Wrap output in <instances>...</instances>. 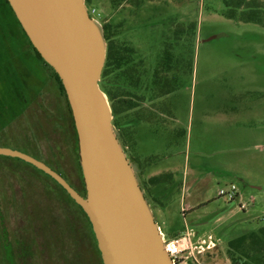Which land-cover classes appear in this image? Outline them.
<instances>
[{
    "label": "rangeland",
    "instance_id": "374dc122",
    "mask_svg": "<svg viewBox=\"0 0 264 264\" xmlns=\"http://www.w3.org/2000/svg\"><path fill=\"white\" fill-rule=\"evenodd\" d=\"M84 2L103 39L108 26L111 39L129 49L126 69L132 82L122 83L115 98L119 125L164 120L139 123L135 150L141 155L155 146L161 157L176 159L172 170L178 187L164 221L154 217L131 145L123 138L132 136L131 129L123 131L122 143L118 141L165 243L176 242L171 259L174 264H232L227 242L264 227V28L227 19L223 0ZM16 20L0 0V74L5 55L13 59L16 70H34L33 52ZM180 27L185 34H176ZM169 56L172 62L165 65ZM158 66L159 87L152 84ZM165 89L173 92L160 96ZM4 94L0 91L1 109L6 107ZM55 94L53 90L43 96L47 109L34 101L18 118L14 113L19 111L3 115L0 141L36 149L85 195L73 124L64 101ZM126 103L131 110H125ZM113 130L117 136L114 126ZM34 169L0 156V264H7L1 260L8 250L4 238L10 242L14 264H100L78 209L71 205L70 210L56 183ZM231 184L239 197L229 203L218 193ZM181 203L193 208L185 217L177 208ZM243 204L245 210L240 208ZM208 236L216 246L202 251L200 239ZM243 262L264 264V253L244 256L237 264Z\"/></svg>",
    "mask_w": 264,
    "mask_h": 264
},
{
    "label": "water",
    "instance_id": "95a60500",
    "mask_svg": "<svg viewBox=\"0 0 264 264\" xmlns=\"http://www.w3.org/2000/svg\"><path fill=\"white\" fill-rule=\"evenodd\" d=\"M28 40L59 76L70 106L86 194L44 162L0 146L58 184L86 215L103 264H174L115 135L99 87L106 44L84 0H7Z\"/></svg>",
    "mask_w": 264,
    "mask_h": 264
},
{
    "label": "trees",
    "instance_id": "16d2710c",
    "mask_svg": "<svg viewBox=\"0 0 264 264\" xmlns=\"http://www.w3.org/2000/svg\"><path fill=\"white\" fill-rule=\"evenodd\" d=\"M87 3H89L90 0H85ZM6 4L8 5L9 9L12 11L9 3L7 0H5ZM224 6L226 8L225 17L230 20H235L238 22L243 23H252L259 26H262L264 28V3L263 1L259 0H223ZM13 12V11H12ZM14 14V13H13ZM15 16V15H14ZM17 21V20H16ZM17 24L19 25L21 31L24 33L23 29L21 28L19 22L17 21ZM108 26H105L103 32H104V40L106 43V58H105V64L102 70L99 87L101 91L106 95L110 108L112 111V125L115 127L117 132V139L121 141L122 143V133L125 129L126 132L131 128L129 126L123 127L119 125V121L117 117L119 116L120 112L118 110V104L115 100L116 98V92L121 90V84H127L128 82H132L131 75L128 74V70L126 67L128 66V61L126 60L127 53L129 52V49L126 47L119 45L118 43H115L110 35L108 34ZM186 29L180 27L179 30L176 32V34H185ZM27 38V36H26ZM28 39V38H27ZM29 41V40H28ZM31 50L33 52V61H34V70L33 68H29L25 66L24 68H21L20 70H16L13 68L14 62L13 59H11L10 55H5L6 60L4 59L5 65L1 68L2 74H0V91L5 92L4 95H6L7 98H4L6 107L5 109L0 108V125L3 123L2 117L3 115L8 116V113H14L15 111H19V114L14 113L15 118H18L21 116L22 113H24V110L27 108H31V104L35 101L38 108L41 109H47L44 104L41 103L43 101V96L45 94H48L49 92L53 93V90H55V95L57 99H61L64 101L65 106L67 108V113L69 114V117L72 122L73 130L75 131L74 122L70 110V106L66 97V93L64 90V87L62 85V82L59 78V76L55 73V71L47 64L45 61L41 58V56L38 54V52L34 49V47L31 45L29 41ZM172 62V57L169 56L168 60L166 61L165 65H169ZM162 66V65H161ZM160 67L158 66L153 74V82L152 84L154 86L159 87L162 77L160 76ZM1 73V72H0ZM46 81V83H45ZM51 84L47 87H43V85ZM167 88V87H166ZM161 89H163V86H161ZM173 92V89H165L160 91V96L168 95ZM132 105L129 103H126L125 110L129 111L132 109ZM49 114H51V111H48ZM47 113V114H48ZM49 116V115H48ZM50 117V116H49ZM55 127H57V121L52 120ZM75 134V143L77 140L76 131ZM128 138V143L131 145V150L133 154L135 143L133 141V137L131 134L129 135H123V138ZM1 147H8L14 150H19L23 153H26L42 162H44L46 165H48L50 168H52L54 171H56L59 175H61L69 184L70 182L67 180V178L64 176L63 173L58 171L56 168L48 164L45 160L41 159L38 156V153L36 149L28 148L27 145H11L8 142L0 141ZM78 146H76L77 148ZM7 158V157H6ZM11 159V158H8ZM133 162L135 165H137L140 169L149 164L153 161V158H147L144 160H140L138 158H135L134 155L132 157ZM20 161V160H19ZM26 164V163H24ZM28 165V164H26ZM30 166V165H28ZM31 167V166H30ZM40 174H44L41 171H38L34 169ZM45 175V174H44ZM46 176V175H45ZM48 177V176H47ZM51 179V178H50ZM52 180V179H51ZM82 181V187L84 188L83 183V177L81 178ZM143 182L144 188H142L144 191L147 192L150 191V187L157 186L160 184H173V176L171 174H163L159 176H155L149 179H146ZM61 191L66 195L68 201H69V208L70 210L71 205L74 207L73 209L79 211V213L84 218L81 220V223H85L86 228L89 227L91 238L94 243V250L96 251V254L99 258L100 264H103L101 255L94 237V233L92 231L91 225L82 211V209L75 204V202L67 195V193L62 190V188L56 184ZM71 185V184H70ZM72 186V185H71ZM73 187V186H72ZM75 189V188H74ZM85 192V189H83ZM80 194V190H76ZM83 197L84 194H81ZM78 213V214H79ZM80 215V216H81ZM79 217V216H78ZM80 218V217H79ZM3 243L8 246V250H4V255L1 260H5L7 264H14V258L12 257L11 253V246L10 242L7 239H3ZM4 245V246H5ZM1 251V249H0ZM264 253V227L260 228L258 232L249 233L247 235L239 236L235 239H232L227 242V258L232 262V264H237L238 261L241 260L245 256V258H253L257 256L258 254ZM263 258V257H262ZM81 260V259H80ZM262 259L260 258L259 261ZM242 264H248L246 262H243Z\"/></svg>",
    "mask_w": 264,
    "mask_h": 264
},
{
    "label": "crops",
    "instance_id": "0c3cea01",
    "mask_svg": "<svg viewBox=\"0 0 264 264\" xmlns=\"http://www.w3.org/2000/svg\"><path fill=\"white\" fill-rule=\"evenodd\" d=\"M251 113V112H250ZM141 122H152V123H160L163 122L164 120L159 118L158 121H147V120H138L137 122L135 121L130 127L133 141L135 143L134 150H133V155L135 158L140 159L141 161L147 158H153V161L150 162L149 164L143 166L141 169L135 165L136 171L142 181L163 175V174H171L173 176V184H160L157 186L150 187V191H148L149 198L152 200L153 206H154V211L156 212L154 214V217H157L159 220L164 221L166 219V216L164 213L167 211V209L170 206V203L172 202V197L175 193V190H177L178 184L175 180L174 174L175 171L172 170V168L175 167V160L173 157H161V154L158 152V148L153 146L148 152L145 151L143 154H138L136 153V149L138 147V141H137V136H138V125ZM137 123V124H136ZM255 131H263L262 129H259V127L255 129ZM138 177V178H139ZM243 183L248 187V183L244 180L243 178ZM179 212L182 213L185 217L186 214L190 213L193 208L186 206L184 203L179 204ZM164 233V232H163ZM198 234V232H197ZM165 237V234H164ZM177 238L176 236H172L170 238L171 241H174Z\"/></svg>",
    "mask_w": 264,
    "mask_h": 264
},
{
    "label": "built area",
    "instance_id": "2783aa9c",
    "mask_svg": "<svg viewBox=\"0 0 264 264\" xmlns=\"http://www.w3.org/2000/svg\"><path fill=\"white\" fill-rule=\"evenodd\" d=\"M87 11H88L89 16L93 20V18H92L93 12H91L89 10H87ZM218 195L220 197L225 198L226 201L229 202V203L235 202L238 199V197H239V193L237 191V187L234 184H231L229 186V188L226 189V190H222L221 189L219 191ZM240 208H243V210H245L246 209V205L243 204V205L240 206ZM159 231L161 233L160 227H159ZM161 235H162L163 241L165 243L164 235L162 233H161ZM199 245H200V248H201L202 251L211 250L212 248H214L216 246V244L214 243V240L212 239L211 236H208L207 239H204V238L200 239V244ZM169 255L171 257V253H169ZM172 262H173V260H172Z\"/></svg>",
    "mask_w": 264,
    "mask_h": 264
},
{
    "label": "bare ground",
    "instance_id": "6f19581e",
    "mask_svg": "<svg viewBox=\"0 0 264 264\" xmlns=\"http://www.w3.org/2000/svg\"><path fill=\"white\" fill-rule=\"evenodd\" d=\"M176 242H169V243H165V247L168 253H175L177 252L176 248Z\"/></svg>",
    "mask_w": 264,
    "mask_h": 264
},
{
    "label": "flooded vegetation",
    "instance_id": "af4514ba",
    "mask_svg": "<svg viewBox=\"0 0 264 264\" xmlns=\"http://www.w3.org/2000/svg\"><path fill=\"white\" fill-rule=\"evenodd\" d=\"M73 188H75V187H73ZM75 190H77L76 188H75ZM78 192V191H77ZM79 193V192H78ZM80 194V193H79ZM81 195V194H80ZM21 257H20V259H23V255H20ZM22 264H23V262H22Z\"/></svg>",
    "mask_w": 264,
    "mask_h": 264
}]
</instances>
